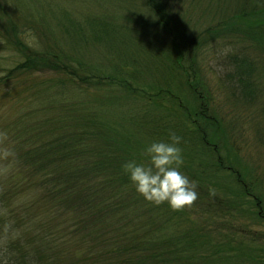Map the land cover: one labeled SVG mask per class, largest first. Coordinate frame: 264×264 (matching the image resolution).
<instances>
[{"label":"trees","instance_id":"trees-1","mask_svg":"<svg viewBox=\"0 0 264 264\" xmlns=\"http://www.w3.org/2000/svg\"><path fill=\"white\" fill-rule=\"evenodd\" d=\"M244 122L264 140V0H0V264H264V172L234 147ZM170 131L200 226L122 167ZM233 212L245 223L216 225Z\"/></svg>","mask_w":264,"mask_h":264},{"label":"clouds","instance_id":"clouds-1","mask_svg":"<svg viewBox=\"0 0 264 264\" xmlns=\"http://www.w3.org/2000/svg\"><path fill=\"white\" fill-rule=\"evenodd\" d=\"M182 137L170 131L167 140H156L146 145L142 155L147 163L129 160L122 167L129 180L145 200L174 210L190 207L198 198L197 183L180 169L184 159Z\"/></svg>","mask_w":264,"mask_h":264},{"label":"rangeland","instance_id":"rangeland-1","mask_svg":"<svg viewBox=\"0 0 264 264\" xmlns=\"http://www.w3.org/2000/svg\"><path fill=\"white\" fill-rule=\"evenodd\" d=\"M217 62V60H215ZM215 69L216 72H209V70L211 69ZM206 72L204 70H202L204 77L206 78V80H208V82L211 84L212 89H213V93L215 96V105H218L217 109L219 114L222 116L223 119H225V121L228 120L229 116L231 115V111L228 112V109L230 108L231 103L228 101V97L226 96L227 94H225V89L224 91L221 89L223 86H220V81L223 82L225 81V75L223 72H225V70H223V68L221 67V65L219 67H216V63L212 62V66L209 68H205ZM225 85H226V81H225ZM228 104V105H227ZM9 104L1 107L2 112L5 110L7 111L5 108L9 107ZM227 111V112H226ZM248 119V118H247ZM251 124V123H250ZM242 130H243V134L244 136L238 140V143H236V146H234L235 148H237L238 150V155L240 157V159L247 163V161H254L255 165L257 167H259L260 170H262V173L264 172V153L262 152V149H264V140L261 141L258 138H256L250 128H248V124L247 122H244V124L241 126ZM197 190H201L200 188L197 187ZM216 190V189H213ZM219 190V189H217ZM201 203L199 202V200H196L191 206L190 208L192 210H195L194 213H191L193 215L192 219L194 220L195 225L200 226L203 222L204 219H202L203 217H205V212L201 207ZM183 210L186 209L189 210L186 207L182 208ZM213 214H217L220 209H212ZM226 212V211H225ZM233 216H226V220L224 221H220V220H214L216 225H219L220 227L224 228V230H229V225L234 222V220L236 221V219H238V223L237 224H244L245 220L240 217L238 214L236 213H232ZM244 220V221H242ZM205 221V220H204ZM210 223H212L211 219H210ZM213 236H216V240L220 238L219 232H212ZM251 234V231H246L243 234H236L237 238L234 242H239L245 239L244 235L248 236ZM218 237V238H217ZM222 237V235H221ZM264 240V231L262 230L258 236V241ZM245 241V240H244Z\"/></svg>","mask_w":264,"mask_h":264}]
</instances>
